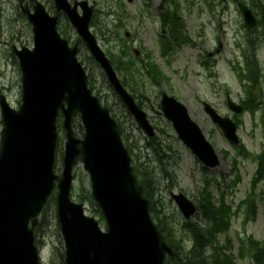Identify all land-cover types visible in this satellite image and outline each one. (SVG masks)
Segmentation results:
<instances>
[{"label": "water", "instance_id": "1", "mask_svg": "<svg viewBox=\"0 0 264 264\" xmlns=\"http://www.w3.org/2000/svg\"><path fill=\"white\" fill-rule=\"evenodd\" d=\"M68 14L87 42L109 82L127 105L140 127L154 136L147 114L122 85L113 65L89 31L92 8L84 16L68 0H55ZM249 31L257 18L244 2H238ZM34 25L35 48H14L22 70V105L12 108L1 100L3 128L0 139V264H40L35 245L38 217L55 189L66 264H165L173 250L165 242L150 213V202L143 195L119 126L88 86V77L71 48L58 34L56 18L38 4L29 14ZM237 113L241 106L230 102ZM172 122L178 137L210 168L221 159L189 109L175 97L164 93L158 105ZM62 111L66 129L63 172L55 173L57 120ZM205 110L239 144L237 126L221 117L209 104ZM81 116L85 134L75 135L73 120ZM82 163L89 173L92 195L107 221V231L85 215L83 204L73 202V171ZM178 208L189 219L196 205L183 193H172ZM31 224V227H30Z\"/></svg>", "mask_w": 264, "mask_h": 264}, {"label": "rangeland", "instance_id": "2", "mask_svg": "<svg viewBox=\"0 0 264 264\" xmlns=\"http://www.w3.org/2000/svg\"><path fill=\"white\" fill-rule=\"evenodd\" d=\"M91 1H94L103 13L109 8V52L115 54L124 45L118 40L125 41L126 45L131 48L132 55L129 62L135 65L133 72L138 71L135 74L140 91L138 96H147L155 110L158 109L157 105L163 93H168L185 104L192 118L203 128L221 159L216 168L204 167L177 137L171 123L162 114L151 110L149 104L143 101V109L156 129V136L148 137L108 84L102 70L92 60L89 51L82 45L81 57L85 60L88 72L92 76L95 93L100 96L105 105L112 109L121 123L128 148L132 154L135 153V156L132 155L133 162L136 166L137 163L139 166L142 165L141 169L157 185L153 198L157 201L156 209L160 217L165 218V221L175 228L176 237H183L184 243L190 248L192 241L189 231L186 230L188 229L186 223L198 222L203 228L207 227L208 223L201 212L195 214L192 219L186 220L171 194L182 192L198 206L207 182L213 192L215 206H218L217 200L220 199L222 193L226 194L228 204L232 205L233 225L230 228L229 237L233 241L232 255L235 256V264H256L251 256L241 259L239 247L240 239H253L260 242L264 248V205L260 202L257 216L255 218L252 216L251 220H247V206L244 203L253 191L256 195L264 191V180L255 190L252 186L257 168L256 157L264 152V24H262V31L259 30L252 40L257 43L256 51H254L255 47L247 44V30L243 26L244 19L233 1L229 2L228 8H224L216 1L214 10L211 11L206 0H198L192 11L185 9L182 12L190 42L183 45L168 59H164L160 57L157 34L153 28L158 25L155 12H152L153 16L149 17V23L144 28L136 27L137 17L143 9L141 4L144 0H133L130 4L127 0H120V5L117 0ZM245 1L257 6L255 10L258 15L264 16V0ZM45 3L52 7L50 0H45ZM123 5L124 12L130 16L129 20L126 19L129 25L120 21L122 14L120 6ZM98 16L100 17L98 27L106 25V15ZM59 26L65 38L74 44L78 36L65 17L61 16ZM127 32L135 35L138 41L146 40L145 46L140 48V46L132 45ZM99 42L106 50L105 41L99 39ZM12 45L32 47L33 34L27 20L18 10L16 0H0V88H4V90L0 89V96L5 95L14 107H18L22 95L21 71L13 55ZM135 51H139L140 55L135 56ZM208 55L211 56V60L206 66L205 61ZM250 58L252 67L258 70L259 77L256 78V82L247 81L248 71L245 64ZM152 60L160 65L169 81L161 85L151 82L147 76V64ZM242 68L247 71L244 77L241 75ZM129 77L127 79L131 80ZM249 91L257 98L258 107L255 113L246 110L242 105V101L247 100ZM228 98L235 104L243 106L244 111L236 114L229 107ZM204 103L211 105L219 115L231 119L236 124L237 135L241 141L239 145L244 146L251 153L249 158L237 154L236 149L239 145L234 146L225 137L222 129L206 112ZM1 129L0 113V131ZM81 134V132L78 133L79 137H82ZM64 142L65 136L61 133L56 150L57 173L62 171ZM234 158L238 160L241 176L237 186L231 183L233 177L230 171ZM75 175L72 196L75 201L80 202L78 197L83 194L88 197L91 193L90 179L82 164L75 168ZM82 203L87 207V214H93L88 199L85 198ZM97 218L100 219V216ZM102 226L105 228V224L102 223ZM221 239L226 240L224 235ZM39 242L42 245L44 264H51L50 255L52 256L55 247L63 253L64 242L58 218L54 214L48 216ZM52 264H62V262L55 258Z\"/></svg>", "mask_w": 264, "mask_h": 264}, {"label": "trees", "instance_id": "3", "mask_svg": "<svg viewBox=\"0 0 264 264\" xmlns=\"http://www.w3.org/2000/svg\"><path fill=\"white\" fill-rule=\"evenodd\" d=\"M255 1V0H252ZM175 37L177 41V48L180 47L183 43L187 42V39L183 37V31L180 25L175 29ZM253 45V43H251ZM172 47L168 46L163 48V51H170ZM130 57H128V51L124 48L120 54L116 55V58L113 57V62L116 65L118 71L124 77L130 76L131 80L124 78V84L132 91L138 90V81L135 78L138 73L133 72V65L129 62ZM248 74L246 75L247 79L253 82H256V78L259 77L258 70L252 67L251 62H247ZM147 75L150 80L158 85L163 84L166 81H169L167 76L162 71L159 64L155 61H151L147 64ZM257 71V72H256ZM132 72L134 74H132ZM135 93V92H134ZM257 98L251 94V91L248 92V98L243 103L244 107L255 113L258 107ZM239 123L238 120H236ZM75 128L78 131L83 130L80 124V121L75 122ZM237 154L239 156L249 158L251 153L244 147H237ZM258 160V168L256 174L252 181L253 189L255 190L258 187V184L264 180V152L256 157ZM137 162V161H135ZM139 168H138V167ZM135 164V172L139 176L140 183L143 186L144 194L149 198L151 202V212L153 217L157 222L159 229L162 231L165 240L174 250V257H169L166 260V264H235V256L232 255L233 241L229 237L230 228L232 226V214L233 209L232 205L228 204L225 193L221 194V197L218 201V206H215L214 198L210 188V184L206 182L204 187V192L202 193V198L200 204L198 205L199 212L202 213L204 219L208 223L207 227H201L198 222H187L189 235H191L192 245L190 248L184 243L183 237H176L175 228L168 224L165 221V218L160 217L158 210L156 209L157 201L153 198V193L156 190V184L152 181L151 177L147 176V173L141 169V166L137 163ZM176 169V168H175ZM233 180L231 181L233 186H237L240 183L241 176L238 167V160L233 159L232 168L230 171ZM231 187V186H229ZM88 201L92 206H94L92 197L88 195ZM80 200L85 199L84 196L79 197ZM264 205V191L261 194L255 193L253 191L250 195L247 196V199L244 203L247 206L246 217L247 220H251L252 216L255 218L257 216L259 203ZM100 214L98 209L95 210ZM50 214L57 215V206L56 199L52 198L48 203L47 207L42 213L40 223L37 227V233L42 234L44 227L47 222V218ZM224 235L226 240L222 241L221 236ZM179 236V235H178ZM239 247V257L245 258L251 256L255 259L256 264H264V248L261 246L260 242L256 240H244L240 239ZM56 258L64 264L63 253L60 249L56 251Z\"/></svg>", "mask_w": 264, "mask_h": 264}, {"label": "flooded vegetation", "instance_id": "4", "mask_svg": "<svg viewBox=\"0 0 264 264\" xmlns=\"http://www.w3.org/2000/svg\"><path fill=\"white\" fill-rule=\"evenodd\" d=\"M41 2L45 3V0H40ZM130 3L133 2V0H128ZM145 4L143 5L144 6V9L143 11H141V14L138 15L137 17V28L139 29L140 27L141 28H144L145 25H147L149 22H148V19L149 17H152L153 14L152 12L153 11H157V17H158V25H156V27L158 28V37H157V43H161L162 40H165L166 43H168L169 41V38H171V34L169 35H166V32L168 31V27L172 28V26L174 25V21H175V17L170 14V12H166V15L164 17V21L162 19L161 21V10L164 9V10H167V8L169 9H172L174 11H176L177 9V0H144ZM25 4H28L30 9L33 11L34 7H35V2L33 1H30V0H25ZM163 6V7H161ZM161 8V9H160ZM106 15H107V20H106V26H105V34L104 36L103 35H100L99 34V37L101 39H103L106 43V49L108 50V54H109V8L107 9L106 11ZM97 17H98V9H96V6H95V12H94V15H93V18H92V23H96L98 22L97 20ZM126 25H129V22L126 23ZM98 32V30H97ZM127 36L129 38H131V42H132V45H135V46H140V48H142L141 46H145L146 44V40L144 41H138L137 39H135V35H132V34H127ZM160 38H162L160 40ZM138 42V43H137ZM140 55V52L136 53V56H139Z\"/></svg>", "mask_w": 264, "mask_h": 264}]
</instances>
